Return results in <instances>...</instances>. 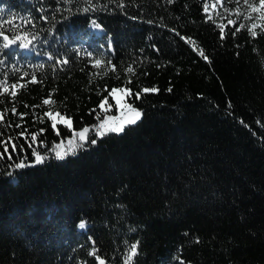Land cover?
I'll return each instance as SVG.
<instances>
[{
  "label": "trees",
  "instance_id": "trees-1",
  "mask_svg": "<svg viewBox=\"0 0 264 264\" xmlns=\"http://www.w3.org/2000/svg\"><path fill=\"white\" fill-rule=\"evenodd\" d=\"M0 9V141L17 145H0V264H125L134 243L132 264H264L263 25L219 19L210 0ZM124 87L157 91L125 97L142 117L97 137ZM50 108L72 127L53 129ZM85 127L84 147L57 159ZM33 148L48 158L33 164Z\"/></svg>",
  "mask_w": 264,
  "mask_h": 264
},
{
  "label": "snow or ice",
  "instance_id": "snow-or-ice-1",
  "mask_svg": "<svg viewBox=\"0 0 264 264\" xmlns=\"http://www.w3.org/2000/svg\"><path fill=\"white\" fill-rule=\"evenodd\" d=\"M245 3H248V0H245ZM250 7H252L253 11L259 10L257 7H255L253 5H250ZM260 7H264V0H260ZM205 10L207 11V9H205ZM0 11H3V10L0 9ZM229 23H234V22L230 20ZM92 26L97 28V29H99L101 27V25L97 24L95 21L92 22ZM241 27H244V25H241ZM254 27H255V25H253V28ZM239 30L240 29H237V31H239ZM0 35H2V33H0ZM251 35L255 36L256 32L251 31ZM4 38L8 39L6 36ZM12 42L13 41H9V43H12ZM20 46L22 48L28 47V45H26V44H21ZM5 47H8V44H5ZM89 55H91V54L89 53ZM201 55H203L202 52H201ZM205 59H207V57H205ZM65 63H66V61H65ZM108 63H111V62L109 61ZM100 64H101L100 60H96L94 62V66H96V67L100 66ZM113 71H115V66H113ZM126 72L133 73L134 69L131 66H129L126 69ZM126 83L130 84L131 81L129 80ZM12 87L14 88L15 85H13ZM21 87H23V85H21ZM155 91H157V89L155 87H153V88L145 87L136 93H133L131 91V89L128 87H124V88H120V89L113 88L111 90V92L109 93V95H111L116 100V104L121 109L122 114L119 118L118 117H105V118H103L101 120L100 124L95 126V128H94L96 136L102 137L108 133L119 134V133H122L124 131L126 126L131 125V124H135L142 117V112L140 110H138L136 107H134V105L132 103H128L124 98L127 97L130 99L134 95L136 97V99H139L142 93L155 92ZM15 94H16L15 92H12L13 96H15ZM54 103L55 102L51 99V95H49V98L43 100V104H45V105H50V104H54ZM106 103H107V98H105V100L102 101V103L100 105L101 109H104V106ZM12 111L13 112L16 111L15 107H13ZM19 115L21 116V118H23V116L25 114L20 113ZM44 115L52 120L53 129L56 128L57 123H63V124H65V126H67L69 128L72 127L71 117L65 116L58 111H54L52 108H50L49 111L46 112ZM3 117H4V113H0V121H3ZM16 127H20V125H16ZM41 131H43V129ZM89 131H90V129L88 127L81 129L79 132L73 131V138L78 136L80 142L77 143L75 141V139H69L67 149L59 150L62 148V145H63V141H61L60 144H57L55 146L57 149L55 151V157L57 159H64L67 155H74L75 150L77 148L84 147V144L88 140L87 134L89 133ZM24 134H25L24 131H22L20 133L21 136H23ZM57 134L59 135V132H57ZM37 135H38L37 133L32 134L31 139H32L33 143L36 142ZM12 140H13V138L9 137L7 144L4 141H0V145L4 146V153H8L9 144L11 145L13 152H15L17 150V145L15 143H12ZM91 143L95 144L96 140L95 139L91 140ZM29 146H31V145H29ZM21 150H23V149L21 148ZM32 153L34 156L33 164L43 163L44 160L48 158L47 155H41L39 153V151L35 148L32 149ZM2 158H3V156L0 155V159H2ZM9 159H11V156H9ZM27 166H32V165L25 164L23 161L15 164L16 169H20V168L27 167ZM9 175H12V173H9ZM85 226H86L85 222L81 221L79 224V227L84 228ZM137 246H138V244H135V243L130 245V252L125 257V264H132V258L136 254ZM97 260L99 261V264H105L104 260L101 259L99 256H97Z\"/></svg>",
  "mask_w": 264,
  "mask_h": 264
},
{
  "label": "rangeland",
  "instance_id": "rangeland-1",
  "mask_svg": "<svg viewBox=\"0 0 264 264\" xmlns=\"http://www.w3.org/2000/svg\"><path fill=\"white\" fill-rule=\"evenodd\" d=\"M250 5L257 7L259 10L253 11ZM210 10L214 11L219 19H224L230 12L234 15H239L240 24L247 23L251 29H255L258 24H261L264 27V7H260V0H248V3H245V0H210ZM253 25H255L254 28ZM120 116L121 109L116 117L119 118ZM69 139H75L76 142L79 141V137L77 136L73 138L72 134L66 140H62L63 145L59 150L67 149ZM60 143H56L55 146ZM56 150V147H54L53 152L55 153Z\"/></svg>",
  "mask_w": 264,
  "mask_h": 264
}]
</instances>
